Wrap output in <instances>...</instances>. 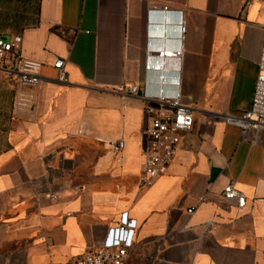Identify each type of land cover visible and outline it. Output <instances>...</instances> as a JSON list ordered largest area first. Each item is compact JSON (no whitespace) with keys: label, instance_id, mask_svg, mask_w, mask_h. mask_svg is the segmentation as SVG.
Returning a JSON list of instances; mask_svg holds the SVG:
<instances>
[{"label":"crops","instance_id":"obj_1","mask_svg":"<svg viewBox=\"0 0 264 264\" xmlns=\"http://www.w3.org/2000/svg\"><path fill=\"white\" fill-rule=\"evenodd\" d=\"M0 35H21L23 57L44 65L24 118L12 117L9 62L0 68V264H80L125 212L137 230L124 264H264V131L226 120L252 105L264 0H0ZM149 46L181 52L149 57ZM178 75L194 125L142 188L155 102L141 90ZM229 183L244 208L225 202Z\"/></svg>","mask_w":264,"mask_h":264},{"label":"built area","instance_id":"obj_2","mask_svg":"<svg viewBox=\"0 0 264 264\" xmlns=\"http://www.w3.org/2000/svg\"><path fill=\"white\" fill-rule=\"evenodd\" d=\"M163 13H168L166 6ZM183 14L180 13V16ZM180 30L184 33L186 27L183 18L180 19ZM21 35H15L9 39L0 35V68L9 62V72L15 82V93L12 105V117H29L35 106L34 90L43 79V63L24 58L22 55ZM152 51L160 52V56H178L181 51L165 50L149 46V57ZM65 61L56 59L53 67L58 71L59 80L68 81L64 69ZM151 62L146 69L151 68ZM258 75L252 105L249 110L241 115L227 116L226 120L240 127L243 131L256 129L264 131V41L258 62ZM180 72V71H179ZM152 83L147 79L141 90V96L155 102V106L148 107L146 111L151 115L150 123L145 131L144 163L142 167L140 187L148 188L160 177L164 176L173 163L176 153L182 142V135L190 131L194 125V113L191 107L183 103L180 91V76L169 83L162 81L157 84L155 93L149 92ZM170 85L172 90H167ZM128 94H138L137 86H124L119 89ZM29 132V130H27ZM125 147L123 140L118 141L114 149L120 151ZM223 197L226 203L236 202L239 209L245 207L246 196L239 191L233 183H229L223 189ZM51 199H56L57 194H50ZM190 213L193 208L188 210ZM137 230V220L130 219L128 212L121 215L120 223L108 229L101 247L82 256L80 264H124L130 250L134 246V238Z\"/></svg>","mask_w":264,"mask_h":264},{"label":"rangeland","instance_id":"obj_3","mask_svg":"<svg viewBox=\"0 0 264 264\" xmlns=\"http://www.w3.org/2000/svg\"><path fill=\"white\" fill-rule=\"evenodd\" d=\"M235 264H246V263H242V258L241 259H238V257L235 258ZM245 262V261H244ZM234 264V263H233Z\"/></svg>","mask_w":264,"mask_h":264}]
</instances>
